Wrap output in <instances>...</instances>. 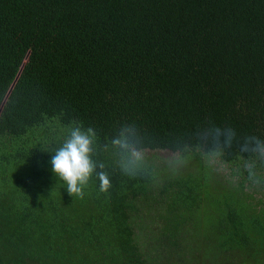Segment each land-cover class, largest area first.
Masks as SVG:
<instances>
[{"label": "trees", "instance_id": "1", "mask_svg": "<svg viewBox=\"0 0 264 264\" xmlns=\"http://www.w3.org/2000/svg\"><path fill=\"white\" fill-rule=\"evenodd\" d=\"M73 122L106 191L50 172ZM253 137L264 0H0V264H264Z\"/></svg>", "mask_w": 264, "mask_h": 264}, {"label": "clouds", "instance_id": "2", "mask_svg": "<svg viewBox=\"0 0 264 264\" xmlns=\"http://www.w3.org/2000/svg\"><path fill=\"white\" fill-rule=\"evenodd\" d=\"M217 131L219 132V129ZM232 134L231 130H228L229 141ZM250 139L253 141L251 150L260 160H264V140L254 137ZM94 142L95 132L91 127L85 128L79 122H73L63 142L55 148L47 149L51 152L48 161L50 172L66 183L69 193L82 194L84 186L93 177L99 182L101 191H106L111 186L110 177L103 170L105 165L93 159ZM112 144L130 151V156L123 164L126 172L133 171L130 165L134 161L143 160V154L127 140L126 133L115 136ZM245 150L249 149L245 147ZM245 167L253 183H264V173L258 171L254 161L247 163Z\"/></svg>", "mask_w": 264, "mask_h": 264}, {"label": "rangeland", "instance_id": "3", "mask_svg": "<svg viewBox=\"0 0 264 264\" xmlns=\"http://www.w3.org/2000/svg\"><path fill=\"white\" fill-rule=\"evenodd\" d=\"M151 152H156L158 153L160 156L163 157H171L173 155H176V153H173L171 151H167V150H148L147 153H151ZM213 161V160H212ZM214 162V161H213Z\"/></svg>", "mask_w": 264, "mask_h": 264}]
</instances>
